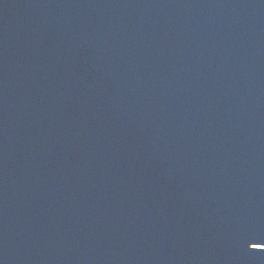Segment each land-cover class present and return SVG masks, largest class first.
Returning a JSON list of instances; mask_svg holds the SVG:
<instances>
[{
	"label": "water",
	"instance_id": "95a60500",
	"mask_svg": "<svg viewBox=\"0 0 264 264\" xmlns=\"http://www.w3.org/2000/svg\"><path fill=\"white\" fill-rule=\"evenodd\" d=\"M264 70L198 0H0V264H264Z\"/></svg>",
	"mask_w": 264,
	"mask_h": 264
},
{
	"label": "snow or ice",
	"instance_id": "6c2138e0",
	"mask_svg": "<svg viewBox=\"0 0 264 264\" xmlns=\"http://www.w3.org/2000/svg\"><path fill=\"white\" fill-rule=\"evenodd\" d=\"M246 246L249 249H259L264 250V243H247Z\"/></svg>",
	"mask_w": 264,
	"mask_h": 264
}]
</instances>
